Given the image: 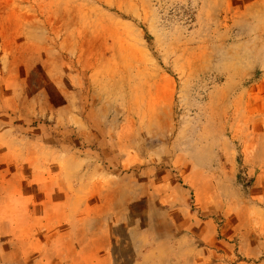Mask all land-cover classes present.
Instances as JSON below:
<instances>
[{"label": "rangeland", "instance_id": "374dc122", "mask_svg": "<svg viewBox=\"0 0 264 264\" xmlns=\"http://www.w3.org/2000/svg\"><path fill=\"white\" fill-rule=\"evenodd\" d=\"M204 219L264 264V0H0L1 238L132 264Z\"/></svg>", "mask_w": 264, "mask_h": 264}, {"label": "crops", "instance_id": "0c3cea01", "mask_svg": "<svg viewBox=\"0 0 264 264\" xmlns=\"http://www.w3.org/2000/svg\"><path fill=\"white\" fill-rule=\"evenodd\" d=\"M191 226H188V232L192 239H194V236L200 239V243H203L201 246H197V244H191L188 245V247H183L181 243H179V240L182 238L181 234H179L176 239L173 242V245H171V249H167L168 251H165V255L163 253V247L157 248L156 252L151 255V253L148 254V256H143L139 261L133 262L132 264H164V262L168 261H179V260H186L191 263L197 262L196 261V255L199 254L201 258H198L197 260H202L203 264H222V263H214L215 260H219L220 257H229L232 254V250L229 244L230 235H209V233L205 234H198L195 232L196 229L202 228L204 226L203 224L207 226H211V223L207 221V219L201 220L198 222H192L189 223ZM16 229H11L10 232H14ZM211 231V229H210ZM62 233V231L60 230ZM60 233V240L62 239V242L66 240L65 235L63 233ZM1 234V233H0ZM32 236V235H31ZM35 241L30 239L29 235H18V236H12V238H1L0 235V250L1 248L5 246H10V260H12L11 263L13 264H77L76 259L80 258V252L82 251V245L76 248L75 253L73 256L66 255V250H62V247L58 248L57 258H59V261L56 262H50L47 259H45L42 255L44 253L43 249H40V246L44 245L47 247V245H51L49 241L45 242L44 238H42L43 234L36 235ZM201 236V237H199ZM42 240V241H41ZM184 241V240H183ZM35 244V247H34ZM34 248V249H33ZM233 248V247H232ZM200 249V250H199ZM160 252V255L157 253ZM102 256L106 259V263L112 264V258L107 254L105 256L104 251L101 252ZM255 256V253H249L248 251H242V257L243 256ZM5 258L3 255L0 254V264L3 262L1 258ZM111 260V263L110 261ZM255 264V263H254ZM259 264V263H256Z\"/></svg>", "mask_w": 264, "mask_h": 264}]
</instances>
